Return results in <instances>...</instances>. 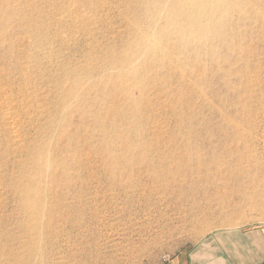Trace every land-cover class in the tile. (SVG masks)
<instances>
[{
  "label": "rangeland",
  "instance_id": "obj_1",
  "mask_svg": "<svg viewBox=\"0 0 264 264\" xmlns=\"http://www.w3.org/2000/svg\"><path fill=\"white\" fill-rule=\"evenodd\" d=\"M256 231L264 0H0V264H168Z\"/></svg>",
  "mask_w": 264,
  "mask_h": 264
},
{
  "label": "crops",
  "instance_id": "obj_2",
  "mask_svg": "<svg viewBox=\"0 0 264 264\" xmlns=\"http://www.w3.org/2000/svg\"><path fill=\"white\" fill-rule=\"evenodd\" d=\"M252 236H263L264 232L251 233ZM263 241V242H262ZM255 243V244H254ZM251 243L245 248L239 243L231 244L230 249L210 247L199 252H189L185 258L174 259L168 264H264V239Z\"/></svg>",
  "mask_w": 264,
  "mask_h": 264
},
{
  "label": "bare ground",
  "instance_id": "obj_3",
  "mask_svg": "<svg viewBox=\"0 0 264 264\" xmlns=\"http://www.w3.org/2000/svg\"><path fill=\"white\" fill-rule=\"evenodd\" d=\"M13 101V100H12ZM6 105L9 106L10 105V99L5 101ZM5 115V118L6 119H12L13 118V115L10 111H5L4 113ZM15 116V115H14ZM15 118V117H14ZM12 121V120H11ZM15 131V129H14ZM160 164V162H159ZM161 165V164H160ZM162 175V174H161ZM163 178L160 179V180H157V179H154L153 180H156L158 182H162V183H159V186L160 188L163 190V185H165L167 183V180L169 181L166 185H169V184H172L174 186H181L183 183H186V181H193V177L190 175V172L187 171V170H182V171H178L176 173H172V171H165L164 174H163ZM177 175V178L180 177V179L182 178L183 181H179L176 176ZM167 179V180H166ZM167 187H165L166 189ZM157 192H159V189H155V192L153 194H156ZM152 194V195H153Z\"/></svg>",
  "mask_w": 264,
  "mask_h": 264
}]
</instances>
